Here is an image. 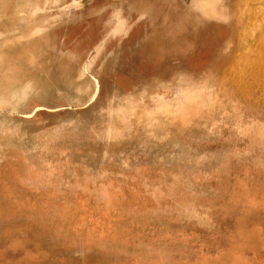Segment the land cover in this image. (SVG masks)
<instances>
[{
  "label": "rangeland",
  "instance_id": "obj_1",
  "mask_svg": "<svg viewBox=\"0 0 264 264\" xmlns=\"http://www.w3.org/2000/svg\"><path fill=\"white\" fill-rule=\"evenodd\" d=\"M127 2L0 0V264H264V67Z\"/></svg>",
  "mask_w": 264,
  "mask_h": 264
},
{
  "label": "flooded vegetation",
  "instance_id": "obj_2",
  "mask_svg": "<svg viewBox=\"0 0 264 264\" xmlns=\"http://www.w3.org/2000/svg\"><path fill=\"white\" fill-rule=\"evenodd\" d=\"M79 1L81 8L94 3V0ZM105 1L108 6L117 1L128 5L127 0ZM182 2L187 4L197 17H201L202 14L204 18L201 20L208 26H216L219 31L217 65L221 73L227 64L231 63L230 66H233L237 59L238 62L241 61V52H248L252 60L264 67V0H182ZM103 67L104 65L101 71ZM173 97L180 99L178 94ZM261 100L264 101L263 98ZM262 110L264 112V106Z\"/></svg>",
  "mask_w": 264,
  "mask_h": 264
},
{
  "label": "water",
  "instance_id": "obj_3",
  "mask_svg": "<svg viewBox=\"0 0 264 264\" xmlns=\"http://www.w3.org/2000/svg\"><path fill=\"white\" fill-rule=\"evenodd\" d=\"M98 91V90H97ZM38 110H41V109H38ZM30 116H33V115H30Z\"/></svg>",
  "mask_w": 264,
  "mask_h": 264
}]
</instances>
